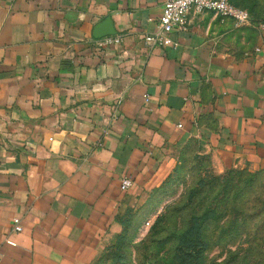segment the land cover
Returning <instances> with one entry per match:
<instances>
[{"label":"crops","instance_id":"0c3cea01","mask_svg":"<svg viewBox=\"0 0 264 264\" xmlns=\"http://www.w3.org/2000/svg\"><path fill=\"white\" fill-rule=\"evenodd\" d=\"M165 1L0 0V264H93L189 139L264 168V28L237 56L217 45L231 19L192 12L148 49ZM105 24L121 45L99 46Z\"/></svg>","mask_w":264,"mask_h":264},{"label":"rangeland","instance_id":"374dc122","mask_svg":"<svg viewBox=\"0 0 264 264\" xmlns=\"http://www.w3.org/2000/svg\"><path fill=\"white\" fill-rule=\"evenodd\" d=\"M233 1L249 11L250 20L240 27L227 26L217 45L240 56L257 43L264 28V0ZM220 175L222 182L231 183L230 188L212 186ZM226 204L231 217L217 224L227 228L222 241L232 239L233 245L213 247L207 253L209 261L264 264V168L221 167L201 139H189L180 145L174 168L159 185L138 190L127 200L122 237L107 243L93 264H160L172 258L175 240L193 216Z\"/></svg>","mask_w":264,"mask_h":264},{"label":"built area","instance_id":"2783aa9c","mask_svg":"<svg viewBox=\"0 0 264 264\" xmlns=\"http://www.w3.org/2000/svg\"><path fill=\"white\" fill-rule=\"evenodd\" d=\"M213 12L222 20L231 19L237 27L247 24L250 20L249 11L234 4L231 0H166L163 10L158 18L156 30L144 35V44L148 49L155 47H169L175 44L172 34L186 31L189 28V16L192 12L202 13ZM124 41L122 35L113 34L104 36L99 42V46L121 45ZM133 185L130 176H125L121 180V190L128 191ZM12 231H22V219L20 216L12 218ZM8 244L16 245V242L7 237ZM1 258V253H0Z\"/></svg>","mask_w":264,"mask_h":264},{"label":"trees","instance_id":"16d2710c","mask_svg":"<svg viewBox=\"0 0 264 264\" xmlns=\"http://www.w3.org/2000/svg\"><path fill=\"white\" fill-rule=\"evenodd\" d=\"M231 1L238 5L233 0ZM222 177L221 175L215 176L212 186L219 184L223 189L230 188L231 183L222 182ZM205 186L206 183L203 180V187ZM163 188L164 186L161 187V189ZM227 204L231 203L227 202ZM227 204L224 207H218L217 205V207L207 209L203 211L201 217L193 216L189 221L188 227L175 240L172 258L165 259L160 264H194L193 260H196L195 264H200L202 259L203 264H219L215 258L209 261L207 253L217 245H233L232 239L231 241H222L226 236L223 231H227V228L217 224V221L221 219H224V223H226V219L231 217V211ZM125 215L126 212L124 211L121 215H118V220L122 225V231L116 235L117 238L122 237L123 231L125 230L127 223ZM229 235L231 237L233 236L232 231H229ZM169 241L170 239L164 242L168 243Z\"/></svg>","mask_w":264,"mask_h":264},{"label":"water","instance_id":"95a60500","mask_svg":"<svg viewBox=\"0 0 264 264\" xmlns=\"http://www.w3.org/2000/svg\"><path fill=\"white\" fill-rule=\"evenodd\" d=\"M113 34H116V31L113 28L109 27L108 24L103 25L97 31V37H104L106 35H113Z\"/></svg>","mask_w":264,"mask_h":264}]
</instances>
